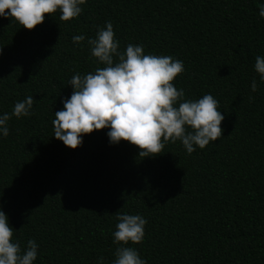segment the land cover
<instances>
[{"label":"trees","instance_id":"1","mask_svg":"<svg viewBox=\"0 0 264 264\" xmlns=\"http://www.w3.org/2000/svg\"><path fill=\"white\" fill-rule=\"evenodd\" d=\"M261 4L86 0L77 18L62 21L58 9L33 30L0 16V115L34 99L32 115L12 116L9 135L0 133V210L13 242L39 246L33 264H113L117 214L147 220L142 242L128 245L147 264H264V81L254 68L264 57ZM106 21L119 51L143 45L145 55L183 61L173 84L185 99L219 101L220 138L191 154L168 142L143 158L127 141L111 144L107 128L76 149L55 138L69 80L104 67L87 41ZM75 35L86 39L73 43Z\"/></svg>","mask_w":264,"mask_h":264},{"label":"clouds","instance_id":"2","mask_svg":"<svg viewBox=\"0 0 264 264\" xmlns=\"http://www.w3.org/2000/svg\"><path fill=\"white\" fill-rule=\"evenodd\" d=\"M86 0H0V16L14 18L22 27L33 30L45 20V14L60 10V20L77 18ZM8 10V11H6ZM264 18V4L259 6ZM98 28L95 38H88L91 55L104 67L69 80L73 88L64 99L63 109L54 113L55 138L65 146L76 149L83 143V135L95 130L109 129L111 144L122 140L138 147L141 158L161 154L168 142H182L188 154L194 146L204 149L210 141L222 136L224 116L218 111L219 101L211 94L198 100L185 99V90L177 89L173 81L184 72L180 59L169 55H145L143 45L128 44L119 51V41L110 21ZM73 43H82L84 35L73 36ZM2 53V48H0ZM255 71L264 81V57L255 58ZM253 79L251 90L257 91ZM34 99L28 96L15 103L11 115H0V133L7 137V122L31 116ZM189 129H191L189 131ZM118 223L113 232L116 248L113 264H147L136 248L145 235L147 220L138 214H117ZM8 216L0 210V264H33L38 245L28 240L25 249L19 241L13 242L14 231ZM103 260V257L100 258Z\"/></svg>","mask_w":264,"mask_h":264}]
</instances>
